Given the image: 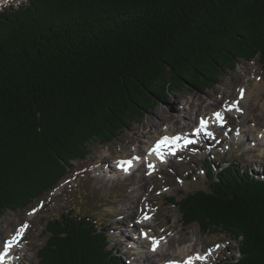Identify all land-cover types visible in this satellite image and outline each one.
I'll return each instance as SVG.
<instances>
[{
    "label": "trees",
    "instance_id": "obj_1",
    "mask_svg": "<svg viewBox=\"0 0 264 264\" xmlns=\"http://www.w3.org/2000/svg\"><path fill=\"white\" fill-rule=\"evenodd\" d=\"M236 54L264 70V0H28L4 8L0 215L54 189L69 159L119 137L146 110L138 103L144 90L161 100L174 82L213 87ZM204 167L206 189L170 194L165 205L182 227L238 242L239 257L217 264H264V171L255 177L234 159L207 157ZM39 235L31 264H125L107 225L91 216L68 210Z\"/></svg>",
    "mask_w": 264,
    "mask_h": 264
},
{
    "label": "rangeland",
    "instance_id": "obj_2",
    "mask_svg": "<svg viewBox=\"0 0 264 264\" xmlns=\"http://www.w3.org/2000/svg\"><path fill=\"white\" fill-rule=\"evenodd\" d=\"M26 1L3 0V3L0 4V11ZM239 34L240 36L245 35L244 32ZM238 39L241 40V38ZM225 42L222 49H229L226 53V60H228L227 54L233 48L229 41ZM233 62L232 68L229 66L223 68L219 75V83L210 88L196 85L187 86L181 90L177 88L178 83L174 82L175 87L161 100H153V94L144 90L138 103H145L146 110H143L141 117L137 121L131 122L128 128L120 133L119 137L105 146L92 144L89 154L82 160L69 159L68 161L71 162L72 166L69 168L66 177L54 189L34 203L32 202L27 208L17 211L8 210L1 214L0 238L3 235L5 237L8 233L6 231L13 230V227L15 229L17 226L28 225L25 237L21 242L25 248L24 255L21 257L22 259L13 264H31L35 259L36 248L41 244L40 228L45 225L50 217H58L68 210H72L74 214L91 216L97 223L107 225L110 240L117 243L125 264H144L143 259L139 257L140 255L131 248L129 249L126 244V238L130 237L128 244L129 241L130 243L133 242L132 237L134 239L135 237L130 236V234L136 231V236H138V231L142 228L147 229L148 232L150 229L152 230L151 233L165 237L164 255L162 257L164 260L173 257L172 254L176 252V248L179 249L188 245L192 248L190 251L200 247L203 249L210 248L214 251L213 245L219 244L220 250L215 257L210 259L212 264H217L221 259L232 256L239 257L236 240H230L222 234H201L195 226L182 227L179 223L177 210L165 205V197L178 191L190 192L207 188L202 172L205 168L204 156L209 159L216 156L221 161L234 159L239 162L241 167L254 171L258 170L260 173L264 170V140L261 141L262 137L264 139V134H260L256 144H252L253 147L249 149L248 147L251 145L249 142L255 141L250 140L248 131L244 132L246 137L240 138L238 142H234L230 138L222 140L220 144H214L212 141V145L207 147L205 142L200 139L193 145L185 147L183 153L173 157V162L161 164L156 172L148 178L149 180L147 179L144 188L140 190L143 199H141V205L136 213L129 208L126 209L127 206L135 205V190L133 191L131 187L133 176L127 175L124 178V176L115 177L113 175L114 178L99 179L96 173L98 170L107 169V167L114 168L112 160L115 158L126 159L130 157L132 147L149 145V141L158 135L156 132L160 131L163 126L170 127L173 124L181 126L182 124L175 121L177 119L181 122L187 120L191 112L188 110L189 102L192 103V109L197 110V113L192 116V125L188 126L190 128L200 117L201 113L199 112L206 113L204 108L208 103H210L209 111L216 112L223 108V103L237 98L240 88L249 90L248 88L257 86L254 84L257 79L262 84L260 93L256 94L255 91L250 93L246 105L242 101L243 106H246L245 114L229 112L227 127L241 131L254 122L258 126L264 123V70L254 61H244L237 54ZM189 77L187 76L186 79ZM158 87L156 85L151 91H160ZM154 102H156L155 105ZM237 105L241 107L240 103ZM223 131L220 129L219 137L223 135ZM103 155L106 156L104 163L101 161ZM216 169L218 170L219 166H216ZM145 186L147 187L145 188ZM124 203H126L125 207ZM149 205L150 208H146ZM33 209H36V212L29 215ZM144 214L150 218L146 224L131 226L135 220L140 221ZM132 227L136 230H133ZM145 256L149 257L147 254ZM151 260L156 262L154 257Z\"/></svg>",
    "mask_w": 264,
    "mask_h": 264
},
{
    "label": "bare ground",
    "instance_id": "obj_3",
    "mask_svg": "<svg viewBox=\"0 0 264 264\" xmlns=\"http://www.w3.org/2000/svg\"><path fill=\"white\" fill-rule=\"evenodd\" d=\"M3 3V0H0V4ZM16 6V5H15ZM6 12V11H5ZM254 84H257V86H254V87H250L248 88L249 90H247V88H240V89H243L244 90V93H243V98L241 99L240 98V92L238 94V97L237 98H234L232 99L230 102H225L223 103V107H229L233 102H236V106L239 107V105L237 104H241V108H242V113L245 114V107L246 106H243L242 104V101H244V104L246 105V103L248 102V99L250 98V93L252 94L253 91L256 92V94H259L260 93V90H261V81L259 79H257ZM203 101V100H202ZM201 101V102H202ZM212 104V103H211ZM213 105V104H212ZM208 107V108H206ZM204 108L205 112L206 113H202L203 111L199 112L201 113L200 117L197 119V122H195L193 124V126H191L190 128L188 127L189 125H192V116L193 114H196L197 113V110L196 109H192V103L189 102V109L191 112H190V115L188 116L187 120H184V122H181V120H176L175 122L177 123H180L182 124L181 126H177V125H170V127H167V126H163L160 131H157L156 133H158V135L154 138V139H151L149 142V145H146L145 147L142 146V147H132L131 149V155L130 157H127L126 159L124 160H129V159H132V157H139V159H136L135 161L138 163L136 167H134L133 169H129L127 172L123 171L120 167L117 166V163L119 161H123L122 160V157H118V158H115L112 160V162L114 163V168L112 167H107L102 169V170H98L96 173H97V177L99 179H105V178H111L114 176L115 177H120V176H124V178L127 176L128 173L129 176H133V179H132V189L134 191V194L136 196V198L134 199L135 201V205H132L131 207H128L126 209L129 208V210L131 211H135V213L137 212V210L139 209L140 205H141V199L142 198V195L140 193V190H142L144 188V185L146 184L147 182V179L156 171L154 170H151V174L149 175V169L147 167V165L153 161H156L157 162V167H160L161 164H163V162H161L160 159L157 158V156L155 154L153 155H149V149H151L155 142L160 140L162 137L164 136H168V137H173V136H180L182 138H185L186 136L190 135V134H193L194 132V129L196 127L199 126V123H200V120L201 118H205V119H209L210 120V125H216V123L214 122L213 120V116L212 114L214 113V111H209L210 110V103H208V105ZM199 110V109H198ZM207 110V111H206ZM210 112V113H209ZM217 112H222L223 116H226L227 113L225 110H219ZM227 113V114H226ZM198 115V114H197ZM179 117V116H178ZM189 129V131H188ZM192 130V131H191ZM249 133V138L251 141H255V142H249V144H256V140L260 137V134H264V123L262 124H259V126L257 125L256 122L252 123L250 126H248L247 128H245L244 130H241L239 132V134H235V135H232L231 138H232V141L234 142H238L240 138L242 137H246V135L244 134V132H247ZM262 132V133H261ZM190 133V134H189ZM202 135V134H201ZM263 137L261 138V141H263ZM182 141V140H181ZM144 147V148H143ZM173 147H176V149L178 151H180L181 153H183L184 151V146H182V144H180V141L177 143V145H174ZM163 154H164V160L167 158V157H170L172 154H170L169 150L167 148H165L163 150ZM101 161H103L104 163V157L106 156H101ZM126 157V156H124ZM168 162H173V161H168ZM98 163V162H97ZM109 166V165H108ZM109 168V169H108ZM114 175V176H113ZM141 180H143V182H141ZM149 180V179H148ZM147 186H145L146 188ZM141 195V196H140ZM134 196V195H133ZM140 203V204H139ZM130 204V203H129ZM126 203H124V207H125ZM126 211V210H125ZM31 213V212H30ZM150 220L147 219V220H144V219H140L141 222H137L138 220H135L134 223L132 224L131 223V226H136V225H142V224H146L148 221ZM21 226H17L15 229L13 227V230H8L6 232L7 235H4L2 236V239L3 240H8L11 238L12 235L15 234L16 230L18 228H20ZM142 228V227H141ZM26 231V230H25ZM23 233V236L18 240V243L16 245H14L8 256L5 258V261H4V264H13V263H16L19 261V258L23 257L24 255V251H25V248L23 246V244H21V242L23 241L24 237H25V232ZM152 230L149 229V232L147 229H144L142 228L141 230L138 231V236L136 231H134L135 233L131 234L132 236L135 237V239L132 237L133 239V242L130 243L129 241V244L133 245V247L131 248L134 252H136V254H139L140 258L143 259V263L144 264H154V263H158V264H162L163 262H166V261H170V262H176V264H183V261L187 259L188 256H190L192 253H194L193 251L195 250H191V246L188 245V246H182L180 247L179 249L176 248V252L172 255H174L173 257H169V259L167 260H164L162 259L164 253H163V250H164V246H163V243H164V236L162 237L159 245H158V248L155 252L151 251L150 247H151V243L149 242L148 239H145L143 238V234L142 233H146L148 232V235L149 236H153L151 233ZM166 241V240H165ZM141 243L140 245L138 243ZM135 247V249H134ZM0 250H2V245H0ZM18 252V253H17ZM144 252V253H143ZM191 253V254H190ZM145 254H147L149 257L145 256ZM18 255V256H17ZM154 257V261L156 260V262H152L151 258ZM194 264H202V263H195Z\"/></svg>",
    "mask_w": 264,
    "mask_h": 264
},
{
    "label": "snow or ice",
    "instance_id": "obj_4",
    "mask_svg": "<svg viewBox=\"0 0 264 264\" xmlns=\"http://www.w3.org/2000/svg\"><path fill=\"white\" fill-rule=\"evenodd\" d=\"M239 92H240V98L242 99L244 90L240 89ZM233 109L237 111L240 110L236 106V102H233L226 109V111H232ZM212 116H213L214 122L222 127L224 123V116L222 112H214ZM209 123H210L209 119L201 118L199 126L194 129L193 135L203 134L204 136H211L212 133L208 131ZM181 140L183 141L182 146L184 147H186L189 144L194 143L193 140L182 138L180 136H173V137L164 136L160 140H158L151 149H149L148 154L149 155L155 154L157 158L161 160V162H164L163 150L167 148L170 154L175 155V152L177 149L176 147H173V146L177 145V143ZM136 159H139V157H132V159H129V160L119 161L117 163V166L120 167L123 171L127 172L132 166V161ZM147 167L150 170L148 173L150 175L151 170H154V165L149 163ZM35 212H36V209H33L32 212L29 213V215H32ZM143 219L147 220L149 219V217L144 216ZM137 222L139 223L141 221L138 220ZM27 227H28L27 224L22 225L20 228L16 230L15 234L12 235L11 238L8 240H3L2 238H0V245H2V250H0V264H4L5 258L8 256L11 248L18 243V240L23 236V233ZM142 234L145 236V238H148L147 233H142ZM150 239H151V251L155 252L158 248L160 241L155 238H150ZM220 247L221 246L219 244L215 245L216 249H219ZM211 252L212 250H209V252L205 253L204 255L196 253L195 255L188 256L187 259L183 261V264H194L195 261H200V262L206 261L207 258L211 255ZM170 264H176V262L173 261V262H170Z\"/></svg>",
    "mask_w": 264,
    "mask_h": 264
}]
</instances>
